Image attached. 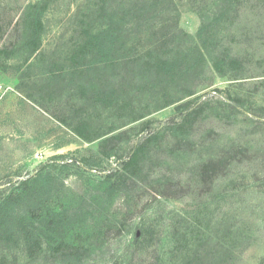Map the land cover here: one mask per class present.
<instances>
[{"label":"rangeland","instance_id":"rangeland-1","mask_svg":"<svg viewBox=\"0 0 264 264\" xmlns=\"http://www.w3.org/2000/svg\"><path fill=\"white\" fill-rule=\"evenodd\" d=\"M46 175L65 233L31 256L0 225V264H264V0H0V199Z\"/></svg>","mask_w":264,"mask_h":264},{"label":"trees","instance_id":"trees-1","mask_svg":"<svg viewBox=\"0 0 264 264\" xmlns=\"http://www.w3.org/2000/svg\"><path fill=\"white\" fill-rule=\"evenodd\" d=\"M40 6L39 4H32L26 7L24 28H27V47H31V45L34 47L35 43L39 42L40 31L43 28V9ZM147 6V2L143 3L140 11L148 9ZM103 9L107 11L105 8ZM120 28H122L120 21H112L106 30L90 35L88 42L82 48V58L78 60L81 61V64H78V72H88L91 67V60L87 56L90 46L94 45L100 52L111 53L121 37L122 31ZM186 57H188L186 54L179 52L173 60H160L159 67L164 73L184 72L187 70ZM224 57L228 61L227 69L233 70L238 64L237 59L230 57L228 53ZM61 66L63 68L60 67L59 73L64 75L66 67ZM212 66L215 71H221V68L215 62H212ZM114 94V90L104 94L100 102L103 105L112 104L115 102ZM22 185L23 188H18L0 199V225L4 228L3 230L6 232L8 239H20L28 254L32 256L41 249L43 237L48 235L50 237L58 236L65 233L64 229L68 227L71 215L67 211H56L51 208L49 199L54 186L51 176H44L37 186H29V182ZM59 237L64 238V235ZM77 251L78 249L73 244L62 240L52 250V256L54 259L56 257L63 260L67 257L77 259L78 256L75 254ZM59 254L62 255L59 256Z\"/></svg>","mask_w":264,"mask_h":264}]
</instances>
